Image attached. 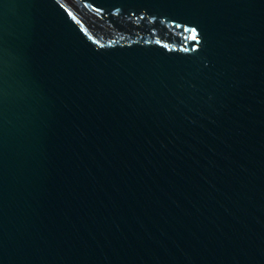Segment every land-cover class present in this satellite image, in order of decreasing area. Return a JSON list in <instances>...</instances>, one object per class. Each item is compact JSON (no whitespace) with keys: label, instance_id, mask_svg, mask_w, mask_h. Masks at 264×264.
<instances>
[{"label":"water","instance_id":"water-1","mask_svg":"<svg viewBox=\"0 0 264 264\" xmlns=\"http://www.w3.org/2000/svg\"><path fill=\"white\" fill-rule=\"evenodd\" d=\"M0 264H264V0H0Z\"/></svg>","mask_w":264,"mask_h":264}]
</instances>
